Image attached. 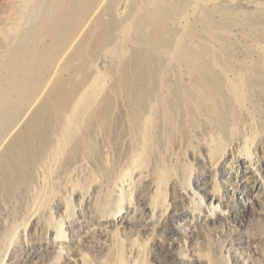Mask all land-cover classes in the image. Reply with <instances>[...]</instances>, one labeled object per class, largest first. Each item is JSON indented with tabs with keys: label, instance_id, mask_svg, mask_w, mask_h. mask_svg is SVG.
I'll return each instance as SVG.
<instances>
[{
	"label": "rangeland",
	"instance_id": "1",
	"mask_svg": "<svg viewBox=\"0 0 264 264\" xmlns=\"http://www.w3.org/2000/svg\"><path fill=\"white\" fill-rule=\"evenodd\" d=\"M165 1L172 4L178 0ZM18 2L0 0V31H4L9 6L20 8ZM139 2L141 7L152 9L146 0ZM200 2L210 14V22L204 14L189 11V25L199 34L196 41L187 38L185 20H162L161 24L172 29L180 23L185 41L205 56L195 63L206 69L195 73L179 65V83L184 92L166 85L176 81L174 75H168L167 83L157 92H143V109L150 114V122L142 125L143 135H130L131 123L124 117L119 128L125 136L115 150L112 138L98 132L95 152L89 159L70 172L59 188L48 185L46 196L51 201L49 205V199L45 201L40 226L22 240L15 237L4 264H264V180L257 200L255 194H247L239 180L242 163L252 160L264 166V71L257 72L264 56V0ZM130 7L129 2L126 15L131 13ZM226 9L235 10L236 20L230 25L224 17ZM250 15L261 19L248 24ZM223 51L234 55L238 75L261 82L253 94L239 97L230 91L231 76H221L217 71L221 77L218 80L210 70L207 56ZM167 65L173 69V61ZM131 75L133 84H140L137 69ZM205 78H209L207 87L211 91L195 92L194 81L203 85ZM119 85H124L122 78ZM149 89L146 86L145 90ZM45 92L4 137L2 145L31 116ZM118 101L115 121L127 112L124 96ZM138 147L144 149L140 161L143 167L134 178L139 185L131 195V203L140 217L122 221L127 216L125 206L119 222L107 223L116 218L129 188L118 189L106 209L100 206L102 192L95 188H112L122 169L129 172L131 151ZM58 177L55 174L54 180ZM80 183L88 187L84 189ZM202 190L223 198L219 209ZM9 207L0 208V254L10 239L5 229L14 219L15 227L20 226L29 214L26 202L25 213L18 207L17 216ZM149 207H160L170 214L148 224L152 217ZM60 238L65 240L63 245L59 244Z\"/></svg>",
	"mask_w": 264,
	"mask_h": 264
},
{
	"label": "bare ground",
	"instance_id": "2",
	"mask_svg": "<svg viewBox=\"0 0 264 264\" xmlns=\"http://www.w3.org/2000/svg\"><path fill=\"white\" fill-rule=\"evenodd\" d=\"M129 2L131 13L126 15ZM17 4L20 8L9 6L4 31H0V208L8 205L17 216L18 207L25 213L26 202L29 214L20 226L15 227L17 220L14 219L5 229L10 239L4 253L0 254V264L11 254L15 237L22 240L40 226L45 201L49 199L47 205L51 201L46 196L48 185L52 183L50 187L59 188L63 179L95 152L98 132L112 138L115 150L125 136L119 128L124 117L131 123L130 135H143L142 125L150 122V114L143 109L146 102L143 92L160 90L167 83L168 75H174L176 81L166 85L174 87L176 92H184L179 83V65L184 64L195 73L206 69L203 64L195 63L205 56L185 41L179 30L180 23L166 29L161 21L185 20L187 38L193 41L199 34L189 25V11L204 14L210 22V14L200 0H178L172 4L165 0H146V4L152 6L150 10L141 7L139 0H19ZM223 13L229 25L236 20L234 9ZM260 19L250 15L246 22L254 24ZM207 59L218 80L221 77L217 71L221 76L232 77L230 91L241 98L253 94L261 84L258 79L238 75L230 51L209 55ZM169 61H173L170 70ZM258 65L257 72L262 74L264 56ZM135 69L141 80L137 86L131 75ZM120 78L124 81L122 88ZM208 81L209 78H205L203 85L194 81L195 92H210ZM146 86L150 89L145 90ZM44 90L45 95L31 116L12 139L2 145L4 137ZM121 96H124L127 112L115 121L113 114ZM177 100L179 102L178 97ZM143 156L144 149L134 148L129 172L122 169L114 178L112 188L102 185L95 188L102 192V209L110 206L118 189L129 188V195L121 199L116 218L107 223L119 222L125 206L128 211L122 221L139 219L131 195L139 185L134 178L143 167L140 164ZM240 167V183L247 194H255L257 200L263 191L264 166L250 160ZM119 170L116 167V171ZM55 174L59 177L54 180ZM78 185L88 187L83 183ZM202 191L219 209L223 198ZM240 202L245 206L242 199ZM149 209L155 211L151 210L148 224L170 214L160 207ZM64 241L60 238L59 244L63 245Z\"/></svg>",
	"mask_w": 264,
	"mask_h": 264
}]
</instances>
